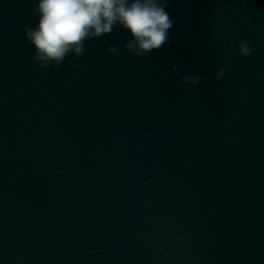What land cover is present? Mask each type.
<instances>
[{"label":"water","instance_id":"obj_1","mask_svg":"<svg viewBox=\"0 0 264 264\" xmlns=\"http://www.w3.org/2000/svg\"><path fill=\"white\" fill-rule=\"evenodd\" d=\"M34 6L0 0V264H264V0H168L152 54L115 28L44 69Z\"/></svg>","mask_w":264,"mask_h":264},{"label":"clouds","instance_id":"obj_2","mask_svg":"<svg viewBox=\"0 0 264 264\" xmlns=\"http://www.w3.org/2000/svg\"><path fill=\"white\" fill-rule=\"evenodd\" d=\"M167 5L168 0H35L32 15L36 23L24 28V36L33 49V61L42 69L59 67L69 55L79 59L88 41L109 36L115 28L128 34L122 45L128 53L145 57L169 42L174 21ZM231 43L238 45L243 56L254 52L237 33ZM107 53L117 56L118 49L109 46ZM223 76L220 69L216 79ZM185 80L189 85L201 84L197 74H188Z\"/></svg>","mask_w":264,"mask_h":264}]
</instances>
